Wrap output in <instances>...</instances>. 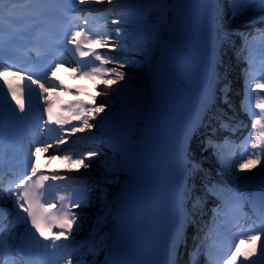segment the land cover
<instances>
[{
    "label": "snow or ice",
    "instance_id": "snow-or-ice-1",
    "mask_svg": "<svg viewBox=\"0 0 264 264\" xmlns=\"http://www.w3.org/2000/svg\"><path fill=\"white\" fill-rule=\"evenodd\" d=\"M55 2L59 5L61 11L66 15L67 12L72 10L74 4H89L92 2L102 3L103 0H0V26H2L5 17L7 16L9 23V30L12 33V39L14 40L16 35H27L33 28V25L37 22H42L46 17L50 5ZM110 2V0H109ZM128 2V0H125ZM135 2V0H132ZM145 3L155 2V0H144ZM215 2V0H208V4ZM254 8H258L264 11V0H229V13L243 15ZM70 20L79 19L77 17H70ZM130 19L140 20L142 16L136 10H130L121 19L114 20L113 23L118 25L115 29L117 39H123L122 29L119 27L122 21L127 23ZM88 19L83 20V24H88ZM20 25V28L13 27L14 25ZM66 40H58L56 37L50 38V47L56 48L61 46L69 47L72 55L75 59L77 67L72 69L73 74L77 76H84L91 80L98 81L97 88L102 84L106 89L115 91L114 85H117L118 81L127 79V73L121 71V68L129 66L128 61L120 63V58L115 55L106 56L102 55L99 50L108 49L109 52H115L118 48L122 47L121 44L113 43L110 34H96L94 37L91 32L86 31L83 26L77 28V30L65 32ZM147 39V38H146ZM150 42V41H149ZM147 45L145 44V47ZM92 57L94 62H98V66H90L85 62V58ZM70 61H65L69 63ZM117 64L118 67H108L109 64ZM58 65L53 64L50 71L53 73L46 78L45 82L31 77L28 79L33 85L36 86L39 96L44 102L43 112L47 116V120L43 121L44 125L49 126V130H55L59 133L55 138L56 151H59V146L66 143L70 136L75 135L77 132H83L85 130H91L94 124L91 123L94 118L100 117L101 113H105L106 104H97V95H92L91 100L85 101L83 99L67 100L65 98L67 93L74 92L79 97V89L70 88L64 84L58 76L54 75L55 68ZM23 77H17V82L5 78V84L7 91L11 96V99L15 101V107L11 103L5 104V101L0 100V135L3 134L5 115L10 114L19 121H24L26 113L25 104V92L20 86L18 81ZM51 81V87L46 86V83ZM123 87V85H120ZM225 84L219 91V96L215 91L209 87L204 94V98L201 102L200 111L196 117V121L188 125L185 138L188 139V133L194 137L196 132L201 128L208 129L206 140L209 144L213 143V137L218 130H231L233 122L231 117L227 115L233 108L230 100V91H225L227 88ZM259 87V84H257ZM251 95V92L249 93ZM7 108V112H6ZM242 108H246L249 113L252 112L251 105H246L242 102ZM255 108L259 110L256 118L252 124L254 130L251 148L258 151L253 152L252 155H248L246 160H241L234 171L237 175L241 170H244V163L251 162L253 167L256 165L264 164V96L256 101ZM18 109V111H17ZM23 113L24 115H21ZM103 119V117H100ZM55 126V128L51 127ZM52 147L51 144L45 143L43 151L48 153ZM41 149L36 148L39 152ZM189 148H181L177 157V165L182 171H186L189 175L199 171V163L194 161L188 156ZM106 153L99 151H88L86 155H77L76 163L84 168H91L93 159L97 157H104ZM65 160H72L73 155L68 154L64 156ZM87 160V163L85 162ZM103 163L107 165L109 161L104 160ZM102 175H107L106 172H102ZM61 179L58 173L51 174V180L49 175H46L40 170L33 162L30 165V173L19 179L15 188L9 186L7 189V196L14 209L16 210V219L22 221L25 227V235L30 236L31 240L37 243L47 241L53 248L58 246L62 247L63 242L69 241L72 234L76 229H80L83 226V217L76 211L75 208L87 207V197L89 193V185L87 181H77L80 184V189L76 192V199L73 202H66L65 196L59 197L60 207L56 208L51 202H43L42 198L45 197L46 184H51L52 181ZM104 180L96 182L97 184L104 183ZM195 191V188L192 189ZM96 191L103 193V188L97 186ZM218 191L216 185H205L204 191L201 195L193 198L192 207H198L202 202L203 196H214ZM4 190L0 188V198L3 197ZM4 211L0 208V214ZM100 221H96L98 226ZM58 229V231H54ZM102 231V229H101ZM264 224L261 225V232H255L252 235H248L246 238L251 242V247L245 252L235 251V245L232 246L233 250L228 252L226 257L222 260L221 264H264ZM37 237L41 239H37ZM58 242L59 245H58ZM26 244L29 241L25 242ZM3 244L2 238H0V245ZM48 247L49 244L43 245ZM178 254V247L176 245ZM71 255L70 253L68 254ZM67 264H73L72 259L67 260ZM165 264H177L175 260H168ZM190 264H197L195 259L190 260Z\"/></svg>",
    "mask_w": 264,
    "mask_h": 264
},
{
    "label": "bare ground",
    "instance_id": "bare-ground-1",
    "mask_svg": "<svg viewBox=\"0 0 264 264\" xmlns=\"http://www.w3.org/2000/svg\"><path fill=\"white\" fill-rule=\"evenodd\" d=\"M204 0H198V3H202ZM191 12H185L184 13V21L185 24L187 25L188 29V35L186 36L185 39H183L181 42L177 44L175 48L171 46V42L169 40L165 41V47L162 51V54H165L168 51H178L179 55H182L186 57V67L185 70L181 74V78L178 82L180 88L179 92L174 91L171 89V85L174 84L178 79H171V77H168V74L166 78H159V73L164 71L165 69L162 66H159L156 68L153 77L154 81L151 82L149 86V90L147 94L144 96L142 106L140 111L138 112V118L140 119V124L137 127L135 133L133 134V140L129 141L128 148H127V153H126V160L123 163L122 171L119 172L121 175V182L123 183V188L121 187L119 190V194L121 195L122 199H128L131 197L132 194H134L132 191L135 190V186L138 183V175L142 174L143 171H148L152 175H155L158 178L159 186H158V194H159V200L158 203L154 206L151 205L149 208V215L146 218V230L142 233V238L141 242L144 245V249L142 251V262L147 260V264H155V261H157L160 257L161 251H162V243L161 239L164 241V243L168 242V238L165 234V232L162 229V226L160 224V221L158 219V211L160 207L156 209V207L160 204L161 199L163 194L167 191V189L171 186L173 187V183L171 180H169L168 176L165 175L161 165L160 161L164 162V159L167 156H171L176 150L179 149V142L178 138L182 136L181 131L186 128L184 126V112L187 108V105L189 101L193 99V93H195L197 89V81L199 79V76H193L192 71H193V65L195 64L196 60V55L198 54L197 51V42H198V37L196 34V28L198 26V21L194 20L190 16ZM261 21V23H263ZM113 40V39H112ZM202 47L201 45L199 46V50H201ZM228 52H232L233 50H229ZM108 56L115 55L111 52H107ZM116 56V55H115ZM237 56L235 54L231 55H223L221 56V60L225 61V66L223 68H228L231 70L233 65L235 64V58ZM122 59V58H121ZM202 63L200 64L201 67ZM235 66V65H234ZM192 67V70H191ZM141 78L140 76H138ZM222 79L224 81H231V82H236L237 79L231 75L230 72L224 74L222 76ZM147 80H149L147 78ZM108 95V94H107ZM162 103H172L175 108H176V115H175V124L173 121H169V125L167 126L168 132H170V136L166 139H164V146L162 147L163 149L161 152L158 154V157L156 159L155 153L153 154H145L144 151L142 150V147L136 142V137L142 133H149L150 128L155 124L154 120V107L157 105H160ZM105 113H102L100 115L103 116ZM97 118V117H96ZM95 118V119H96ZM174 118H172L173 120ZM91 123H96L95 120ZM105 125V124H103ZM162 125V124H161ZM95 130L101 131L103 129L101 128V125L95 124ZM203 143H200V147L197 148L196 150L199 151L201 150L202 152L206 150V147H202ZM103 152V150L99 151ZM106 157V156H104ZM107 158V157H106ZM162 159V160H161ZM199 164V171L196 173H193L192 176V183L196 182L195 178L200 177L203 175H207L206 170L212 169L213 166L210 165L211 161L205 162L203 160V164H201V161H198ZM101 163V162H99ZM99 163L97 162V159H93L92 167H97L99 166ZM251 163H244V166L250 165ZM203 165H205V168L203 169ZM215 166V165H214ZM251 167L253 165H250ZM264 166H258V167H252L250 169H259L263 168ZM87 171L89 169H80ZM261 173H255V172H250L245 174L239 179V182H236V184L240 185H247V184H261L264 186V176H258L257 174H264V168L261 170ZM92 172V169L87 172L88 175H90ZM258 172V171H257ZM236 174V172H234ZM145 174V173H144ZM150 174V175H151ZM231 176V174H229ZM152 177V176H151ZM199 183V182H198ZM201 184H198V186ZM197 187V184H195ZM153 187V186H152ZM200 192H203L200 190ZM156 209V210H155ZM84 215H88V213H83ZM204 234L200 235L199 240H202L204 238ZM106 236H97V235H91V236H86L85 231L81 232L80 237L74 238V240L70 241L71 244L75 246H79L82 244H86L89 242H94L95 246H93L94 252L96 254H102L104 252L103 246H102V240ZM204 240V239H203ZM90 245H86L88 247ZM204 246L203 242L198 244L194 249H199L195 250L197 253L200 252L202 253V247ZM83 247V248H86ZM89 253H92L91 251ZM97 258L95 260L96 264ZM205 261V259L202 258V263ZM135 264V263H133Z\"/></svg>",
    "mask_w": 264,
    "mask_h": 264
},
{
    "label": "rangeland",
    "instance_id": "rangeland-1",
    "mask_svg": "<svg viewBox=\"0 0 264 264\" xmlns=\"http://www.w3.org/2000/svg\"><path fill=\"white\" fill-rule=\"evenodd\" d=\"M113 1V0H110ZM107 2H109V0H103L102 3H97V5H100V7H103ZM208 4V1L207 3ZM113 9V8H112ZM172 9V8H171ZM99 13H103V17L105 18L106 21V28H108V34L111 35L112 37V42L113 43H118L121 44L122 47L118 48L115 52H111L113 54H115L116 56H118L120 58V63H124V61H128L129 62V66L123 67L121 68V71H124L127 73V79L123 80V81H118L117 85H114L113 88L115 89V91H111L106 89L102 84L100 85V87L97 89V94L99 93L98 96V104L100 103H105L106 104V110H105V115L101 116L103 117V119H101L100 117H97L96 119L94 118L93 120H95V124L97 125H101V128L99 129H105V128H109L110 130H119L123 133L125 138H129V136L131 137V133L133 132L135 133L137 127L140 124V119L138 118V112L141 109L142 106V102L144 99V96L147 94L148 90H149V86L151 85L150 83L154 81V77L153 74L157 68V62L155 61L156 59L154 58H148V53L145 52V56L142 57V64H144L142 66H137L132 60V55H134L135 52H133V48H131L129 46V44L124 40V39H117V36L115 34V24L113 23V21L115 20L113 15L109 13V10L104 8L102 10H98ZM208 13V10L206 8V6L204 4H200L197 5L196 9L194 10V15L192 16V18L196 21H198V26L196 28V33H197V37H198V42H197V48L201 45L202 49L201 50H197L196 52L198 53L196 55V62L195 65L198 64V61L201 58L202 53L204 52V36H205V28H204V17L205 15ZM225 16H223L221 19H224ZM235 19H231L230 22H234ZM166 37H163V44L160 48V51L158 53V56L160 57L162 55V51L163 48L165 46V41H166ZM222 41L224 40V38L222 37L221 39ZM133 46V45H131ZM127 47V48H126ZM230 46H225V48L223 49L222 54L223 55H233L232 52H228L230 49ZM122 58V59H121ZM114 67H118L117 64H113ZM193 70L194 72L197 74L198 68L197 66H193ZM225 68L221 67L220 71H221V75H224V71ZM233 75H236L235 73H233ZM138 76H140L141 78H139ZM147 78L149 80H147ZM120 85H123V87H120ZM108 94V95H107ZM119 103H127L130 105H134L137 107L138 111L135 115V119L134 122H131V124L127 127H120L119 124V116L116 113V110L118 109V105ZM102 114V113H101ZM100 114V115H101ZM105 124V125H103ZM92 130L94 131V133L97 132V130H95V128L93 127ZM83 132H86L83 131ZM129 135V136H128ZM66 142H69V139H67ZM129 141H117L118 144H123L125 145L122 150L120 151V153H123V150H127L128 148V143ZM195 148V149H194ZM197 148H199L198 146L194 145L193 149L198 152ZM197 149V150H196ZM101 151V150H100ZM103 153H106V157H97V162H101L99 163V166L97 167H91V168H84L81 165L77 164L76 168L78 169H92L93 176L91 178H87L86 181L88 182L89 186L93 187V191L91 193V202H89L88 206L85 207V213H88V215H84L82 216L84 225L81 229L86 230L87 228V232L90 234V228L92 226V224L94 223L93 221L95 219H100V217L102 216L104 219L106 217H108L107 215V211H109V207L112 206V203H114L118 196H119V190L122 187L123 188V183L121 182V175L119 174L120 171H122V167H123V163L125 161L126 158H119L117 153H111L108 150H103ZM104 160L109 161L108 164L114 165L115 169L112 171H109L105 168V164L103 163ZM87 163V161H85ZM251 163V162H248ZM213 166L212 169H209L208 171H206L205 173H207V175H211V174H215L217 173L216 170V164L212 163L211 164ZM215 165V166H214ZM252 165V163L250 164ZM250 165L244 166V170H241L239 175H233V176H229V174L234 172V169L237 168L238 165H233V166H229L228 169H226V173L225 174H221V172L219 171L220 176L226 180V182L228 183H232L233 185H235L236 187L242 186L239 184H236V182H239V179L244 176L247 173L250 172H255V173H261L262 169L264 168H259V169H250L252 168ZM258 166H264L263 165H256V167ZM258 171V172H257ZM102 172H106L107 175H102ZM94 175H98L99 177H95ZM100 175H102V177H100ZM89 177V176H87ZM200 177H196L195 180H198ZM100 180H104L105 182L102 184H97L96 182H99ZM201 182L197 183V188L195 191H197V193H203L200 192L201 190V186L198 184H200ZM204 183V182H202ZM238 185V186H237ZM100 187L103 188V193L96 191V188ZM203 191V190H202ZM83 212V213H84ZM197 235V233H194L193 236L195 237ZM195 243L199 244V241H195ZM192 244V243H191ZM185 256L189 255L190 252H184L183 253ZM93 258V257H92ZM94 260V258H93Z\"/></svg>",
    "mask_w": 264,
    "mask_h": 264
},
{
    "label": "trees",
    "instance_id": "trees-1",
    "mask_svg": "<svg viewBox=\"0 0 264 264\" xmlns=\"http://www.w3.org/2000/svg\"><path fill=\"white\" fill-rule=\"evenodd\" d=\"M131 10L138 11L142 16V19H130V21L125 25L119 26L122 29L124 38L140 40L144 44L142 45L144 51L141 50L143 53L147 52L149 57L157 56L162 45V39L152 32L149 22L159 24L162 20H164L163 14L168 11V0H155V2L148 4H139L132 7ZM145 44L147 45L146 47ZM141 55L145 54L141 53L138 57L136 56L135 59L139 65H143L144 67V64L139 61ZM137 111L138 109L136 106L125 103L122 104L120 108V114L122 113L123 115H126L129 122H134Z\"/></svg>",
    "mask_w": 264,
    "mask_h": 264
}]
</instances>
